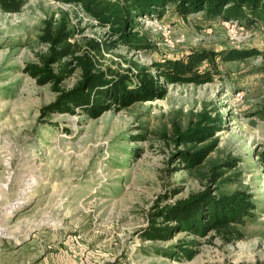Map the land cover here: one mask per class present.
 <instances>
[{
	"label": "rangeland",
	"instance_id": "obj_1",
	"mask_svg": "<svg viewBox=\"0 0 264 264\" xmlns=\"http://www.w3.org/2000/svg\"><path fill=\"white\" fill-rule=\"evenodd\" d=\"M62 20L76 38L80 31L110 38L108 28L77 4L26 0L16 13L0 6V264H264V170L257 157L264 119L256 114L264 103V28L208 21L202 14L183 19L173 6L160 19L140 18L137 33L144 41L105 53L103 69L134 72L198 50L262 54L230 62L219 57L213 82L169 86L164 100L94 120L83 113L45 116L42 109L57 93L24 73L46 50L40 42L45 27ZM200 114L223 119V129L189 147L209 153L202 165L186 169L172 161L178 154L172 128L186 130ZM208 188L252 195L258 210L240 229L241 241L186 233L141 240L157 204L173 205ZM191 240L199 242L193 259L166 257Z\"/></svg>",
	"mask_w": 264,
	"mask_h": 264
},
{
	"label": "trees",
	"instance_id": "obj_2",
	"mask_svg": "<svg viewBox=\"0 0 264 264\" xmlns=\"http://www.w3.org/2000/svg\"><path fill=\"white\" fill-rule=\"evenodd\" d=\"M26 0H0V6L8 13L21 10ZM65 4H77L95 19L101 27L108 28L109 39L100 40L83 36L70 30L65 20L55 27L46 26L40 42L46 47L36 54V61L28 63L24 73L39 86H50L57 93L56 100L42 109L46 115L85 114L98 119L103 114L123 111L138 103L164 100L169 86L203 85L214 81L218 72L219 57L224 62L244 60L262 54L258 50H232L219 54L216 51L198 50L184 59H165L150 66H136L134 72L121 74L103 69L100 58L113 51L119 44L144 41L137 28L140 18H162L173 6L183 19L202 14L205 20L235 21L252 28H264V0H59ZM207 65V66H205ZM79 72L77 83L64 89L66 80ZM264 119V103L256 113ZM223 119L206 114L198 115L190 126L183 130L174 125L172 143L179 161L186 169L202 165L208 156L207 150L193 151L189 147L203 144L214 138L223 129ZM181 147L186 149L181 150ZM264 170V146L257 154ZM174 193H178L175 191ZM258 210L251 194L237 191L231 195H218L210 188L177 200L173 205L157 204L149 215L148 226L140 233L142 241H170L180 233L198 238L220 239L225 244L236 243L244 237L240 230ZM196 240L180 243L166 257L180 254L187 260L196 254ZM179 251V252H176ZM180 259V258H178Z\"/></svg>",
	"mask_w": 264,
	"mask_h": 264
},
{
	"label": "bare ground",
	"instance_id": "obj_3",
	"mask_svg": "<svg viewBox=\"0 0 264 264\" xmlns=\"http://www.w3.org/2000/svg\"><path fill=\"white\" fill-rule=\"evenodd\" d=\"M33 185H35V183L34 182H31V183H29L28 184V186L30 187V186H33ZM28 192V191H27ZM22 202H18V203H16V204H21Z\"/></svg>",
	"mask_w": 264,
	"mask_h": 264
}]
</instances>
